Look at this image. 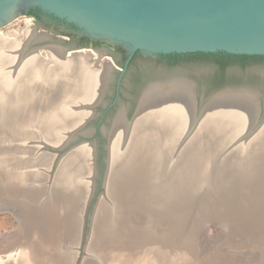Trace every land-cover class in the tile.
I'll return each mask as SVG.
<instances>
[{
  "label": "rangeland",
  "instance_id": "rangeland-1",
  "mask_svg": "<svg viewBox=\"0 0 264 264\" xmlns=\"http://www.w3.org/2000/svg\"><path fill=\"white\" fill-rule=\"evenodd\" d=\"M27 28L33 34L32 42H37L38 35L42 32L51 34L46 33L47 30L38 26L34 17L29 15L17 16L0 28V31L11 39H19V37L22 39L24 30ZM50 36L55 40V35ZM37 53L41 56L46 54L40 46ZM0 56V58L4 56L3 51H0ZM5 65L4 61H0L1 77L3 76L2 68L8 67L9 64ZM210 68L212 66L193 63L179 69L175 75L188 77L193 72ZM250 68L253 72L264 74V63L252 64ZM12 84L9 81L0 85V264H12L14 253L10 250L11 247L8 248L9 241L15 240L25 228V233L30 230L28 234H36L32 236L34 238L32 242L39 246L41 255L45 256V259L51 260L52 257L59 258L61 255L64 257L60 259L66 258L67 261V258L71 257L72 262L68 261L64 264L90 262L91 264L96 262L108 264L107 259L104 260L103 253L115 239L121 240V238L118 239L119 235H123V249L126 251L134 249L140 242H145L146 245H158L165 249V251H156L147 259L141 255L143 262L151 260L154 264H194L191 263L194 259L195 264H264V128L253 132L248 137L244 135L249 128H242L234 137L227 138L222 134L220 127L219 129L215 125H206L202 121L191 128L192 117H190L191 123L186 125L184 132L176 139L180 142L185 133L189 132L190 134L186 137L192 141L190 146L175 155L169 153V150L172 152L173 150L170 144L166 143L163 148L166 147L169 152L165 150L166 154L161 152L162 154L160 153L157 158L154 157L157 148L148 144L150 143L148 139L145 140L141 151L139 150V154H134L133 159H130L132 156L130 155L129 159L127 158L128 160L126 159L123 163L119 161L124 168L114 171L115 174H108L103 194L105 196L102 195L99 199L91 228H88L85 226V222L87 223L85 207L91 193L97 190L98 174H96L95 164L98 148H93L91 144L87 145L89 146L87 150L92 153L90 164L92 173L86 174L91 177L89 181L86 176H84L85 179L82 178L83 174H75L72 167L73 160L67 155L60 159L55 170L57 160H53L54 158L47 153L44 146L48 144L55 146L57 142L64 140L71 133L72 124H65L66 118L62 117L60 120V116L49 109L52 101L41 103L34 101L33 98H9L7 94L9 90H12ZM200 84L207 94L223 85H239L224 82L207 87L202 81ZM259 91L256 92L260 95L263 105L264 86L260 87ZM40 104H44L45 107ZM82 105L79 106V110H84ZM203 130L209 131L211 135L207 132L206 138L197 144L195 140ZM125 135L124 131L121 153H119L123 159L127 155L123 149L127 148L129 151L133 142L129 136ZM168 140L171 142L169 137ZM152 152L153 155H150ZM77 178H80V181ZM120 184L123 185L118 186ZM60 186L64 189L61 187V190ZM98 189L99 192L101 188ZM64 190L68 192V195L61 193ZM78 200L81 202L79 203ZM104 209L105 212L102 213ZM35 213L42 215L39 221L31 219V216L27 218L29 214L35 215ZM44 213L46 215L48 213L47 216L52 213L53 218L57 215L66 221L61 222L60 225L56 224V229L52 226L53 223L47 225L49 220L45 221L47 218ZM98 213L104 215L101 216ZM96 217L99 219L96 220ZM25 219L34 221L35 224L32 225ZM95 220H100L101 224ZM23 221L27 226L23 224ZM95 223L100 225H94ZM95 226L101 235L97 233L99 231L94 232L97 230ZM59 229L61 230L58 231ZM48 230L57 235L52 243V238L48 240L44 235ZM93 236L99 239V245L94 242ZM36 237L38 239H35ZM92 245L93 248L96 246L94 250L91 248ZM234 259H239L241 262L239 260L234 262Z\"/></svg>",
  "mask_w": 264,
  "mask_h": 264
},
{
  "label": "bare ground",
  "instance_id": "bare-ground-1",
  "mask_svg": "<svg viewBox=\"0 0 264 264\" xmlns=\"http://www.w3.org/2000/svg\"><path fill=\"white\" fill-rule=\"evenodd\" d=\"M27 32H29V33H27ZM23 34H24V37L26 39L23 38L24 39L23 40L19 37V39H18L19 41L16 42L15 39H11L7 36H4V34L0 31V51H3V54H4V56L2 58H0V61L1 62L4 61L6 63V65L9 64L8 67L2 68V70H1V73L3 76L2 77L0 76L1 77L0 78V85L2 86L6 83H9V81L13 83L12 84V87H13L12 90H9L8 94H7V96H9V98H12V99H15V97H18V99L19 98H21V99H32L33 98V99H35L34 101H36V102L40 101L41 103L46 102V101H49V102L52 101V105L50 104L51 108H49V109L51 111L55 112L56 115L60 116L59 117L60 120H62V117L64 119L66 118L65 124L71 123L72 127H73L71 129V133L69 134V136L66 137L67 139L66 138L64 140L62 139L60 141V143L57 142L55 145V147L61 146L62 144H64L66 141H68L70 139L74 129L76 127H78L82 122H84L86 120L85 119L86 117H88L87 116L88 115L87 110H85V109L79 110L78 108H80L79 106L81 104H83V105L90 104L97 98L99 91L101 90L102 83L104 82L106 75L108 74L107 67L104 65H99L97 63H94L93 61H91V59L86 54L74 55L71 58L64 60L60 57L61 49L57 46H51L49 52L44 54L45 55V56H43L44 58H39V57H37V55H35L33 53H27L24 55L26 43L32 39L33 34L31 33V30H29V28L27 29V31L25 29ZM256 101H257L256 95L250 91L224 92L220 95H217L216 97H213L208 102H206L205 104L202 105V107L199 110L198 120L196 122V125L199 124L200 121H202L203 124L215 125L218 128L220 127L223 132L221 130L220 131L227 138L228 137L229 138L234 137V135L242 128L245 129L248 127L249 130H252L253 132H255L257 130L264 128V121L259 126H257V128L254 127L256 114H257ZM44 104L43 105L40 104V105L45 107L46 104L45 105ZM194 106H195V104L193 101V92H192L191 85L189 83L182 82V81H173V82H168V83H155V84L150 85L148 87V89L145 91V93L143 94V97H142L140 104H139V107H138V111H137L136 115L134 116V118L131 120V122L129 124H127L125 117H124V114L121 113L117 116V118L115 119V121L113 123V128L109 134L108 174H115L116 170L119 169V171H120V168L121 169L124 168L123 165L120 164L119 161H121L123 163V161H125L127 158L129 159L130 155H132L130 157V159H131L134 156V154L136 155L139 152V150L141 149V147H143L142 143L145 142V140H147V139L150 142L148 144L157 148V150L155 151V154H156L154 156L155 158H157L161 152H163L164 155L166 154L165 150L168 151V149H166V147L163 148L164 146H166V143L167 144L169 143L170 146L172 147L173 152L171 150H169L170 152L168 151L170 154L174 153L175 155H177L179 152L185 151V148H188L190 146V143L192 142V141H190L189 138L187 139V137H186L190 133L189 132L187 134L185 133V136L183 138H181L180 142L176 139L179 135H181V133L184 132V128L190 122V117L193 118V116L195 115V113H194L195 107ZM62 107H65V108H62ZM65 112H67V113H65ZM47 114H48V112H47ZM67 114H70V115H67ZM53 115L54 114H52V116ZM67 116H69V118ZM46 117H48V116H46ZM46 119H48V118H46ZM47 122H49V121H47ZM77 124H79V125L74 127ZM124 131L126 133L125 136L126 137L129 136V138L131 139V142L132 141L133 142H132V145H130L129 151L127 150V148L123 149V151L127 152V155L123 159V156H121L119 153H121L120 149H121V143L123 140L122 134ZM207 132H209V131L203 130L202 132H200L197 140H195L197 144L200 143V141L202 139L206 138V136L208 134ZM253 132H252V134H253ZM210 135H211V133H210ZM168 137L171 140V142L168 140ZM172 142H173V144H172ZM87 145H88V143L81 144V145L75 147L73 150H71L66 155H67V157H71L70 159L73 160V162H72L73 166L72 167H74L75 174H83L82 178L85 179L84 176H86L87 180L89 181L91 177H90V175H86V174L92 173L90 170L92 153L87 150V148L89 147ZM171 147H169V148H171ZM174 151L175 152L178 151V152L175 153ZM140 154H142V153H140ZM150 155H153V152ZM186 155H188V154H186ZM129 162H131V161H129ZM130 166H131V164H130ZM128 168H130V167H128ZM70 172H72V171H70ZM70 178H71V176H70ZM71 180H73V179H71ZM77 180L80 181V178H77ZM111 183H112V181H111ZM121 183H122V181H121ZM61 184H57V185H61ZM65 184H67V183H65ZM67 185H69V184H67ZM121 185H123V184H120L118 186H121ZM61 187L62 186H60V189H61ZM63 187H64V183H63ZM63 187H62V189H64ZM112 188H113V186H112ZM121 188H122L121 190H123V187H121ZM118 189H116V190H118ZM73 192H75V191H73ZM120 192H122V191H120ZM61 193H66L68 195V192L66 190L62 191ZM113 193L114 192L112 190V194ZM33 195H35V194L33 193ZM63 195L64 194H62V196ZM115 195H116V193H115ZM115 195H113V196H115ZM76 196H77V194H76ZM104 196L105 195H103V197ZM72 197H74V196H72ZM115 197H113V198H115ZM121 197H122V195H121ZM22 198H23V196H22ZM63 198H65V197H63ZM70 199H71V197H70ZM75 200H77V199H75ZM80 202H81V200L79 201V203ZM252 202H254V201H252ZM22 204H20V205H22ZM70 204H72V203H70ZM73 205L76 206V204H73ZM77 205H78V203H77ZM100 205L104 206V204H100ZM58 206H59V204H58ZM20 207L21 206H19V208ZM47 207H48V205H47ZM71 207H70V210H71ZM73 209H74V207H73ZM101 209L103 210L102 207H101ZM105 209H104V211L101 210L102 213L105 212ZM43 210L45 211V213L47 212L45 208ZM61 211H62V209H61ZM73 211H75V209ZM97 212H99V211H97ZM15 213H17V212H15ZM45 213H44V215H46ZM48 213H47V215H48ZM47 215L45 216L47 218V219H45V221L49 220V223L47 222V225H50L51 223H53L52 226L54 228H56L57 225H60L61 222L66 221V220L64 221V219L62 220L59 216L57 217V215H55L53 218L52 213L50 215L51 217L47 216ZM99 215L102 216L104 214H99ZM29 216L32 217L31 219H33V220L35 219L36 221H39L40 220L39 218L42 215L40 216L39 213H38V215L36 213H35V215L29 214L27 216V218H30ZM99 217H96V220L99 219ZM229 219L232 220L231 218H228V220ZM233 219H235V218H233ZM25 220H28V219H25ZM41 220H43V219H41ZM24 221H23V224L26 225V223ZM29 222L32 225L35 224L34 221H29ZM96 222L100 223V220H98ZM216 222H219V221H216ZM75 223L73 220V224H75ZM99 223L98 224L95 223L94 225H96V224L100 225L101 223L100 224ZM44 227H45V225H44ZM98 227H100V226H98ZM73 228H75V226ZM95 228H96V226H95ZM217 228H219V227H217ZM61 229H62V227H61ZM61 229H59L58 231H60ZM96 229L97 230L94 232L99 231L98 228H96ZM101 229L102 228H100V230ZM25 230H26V228H25ZM25 230L22 234L16 236L17 238L15 240H10L9 241L10 245L8 243V245H9L8 248L11 247L10 250L14 253V256H15V257L14 256L12 257V264H64V262H68V261L70 262L71 261V257L69 258L70 260L67 258V261H66V258H64L65 261H64V259L61 260L60 258L64 257V256L61 257V255L59 256V258H58V256L52 257L53 259H51V260L50 259L47 260V258L45 259V256L41 255V250L39 249V246L35 245L32 242L34 240V238H32V236L35 234L32 232L33 230H31V232L33 233L32 235H31V233L28 234L29 233L28 231H30V230H28L26 233H25ZM97 233H99L101 235L100 231ZM231 233H233V232L231 231ZM94 234H92V235H94ZM25 235H26V237H25ZM44 235L48 238V240H50L52 238L51 243L54 239L57 238V235L55 233L50 232V230L45 231ZM44 235H41V236L44 237ZM233 235L235 236L236 233ZM94 236H96V235H94ZM75 237H77V236L75 235ZM96 237H94L93 240H95L94 242L98 243L99 239ZM257 237H259V236H257ZM120 238H121V240L115 239L112 242L113 244L112 243L110 245L108 244L109 246L106 248V251L103 253V255L105 256V257L103 256L104 260L106 258L108 261V264H154L151 260H149L148 262H145V261L143 262V256L145 259H147L149 256L153 255L156 251H158V252H160L159 250L165 251V249L161 248V246L153 245V244H148L149 245L148 246L145 244V242H140V244L137 245L136 247H134V249H129V251H126L125 249H123V235H121V236L119 235L118 239H120ZM35 239H38V238L36 237ZM48 240H46L47 244H48ZM248 243L249 242H247V244ZM252 243H254V241ZM98 245H99V243H98ZM243 245H244V243H243ZM91 248H93V245ZM94 248H96V246ZM94 248H93V250H94ZM141 255H143V256H141ZM236 259H234V262ZM238 260H236V261H238ZM242 260H243V257H242ZM85 262L87 263V261H85ZM240 262H237V263H240ZM242 262H245V261H242ZM191 263L195 264L196 260L193 259ZM88 264H91V262ZM96 264H97V262H96ZM165 264H167V263H165ZM243 264H245V263H243Z\"/></svg>",
  "mask_w": 264,
  "mask_h": 264
},
{
  "label": "water",
  "instance_id": "water-1",
  "mask_svg": "<svg viewBox=\"0 0 264 264\" xmlns=\"http://www.w3.org/2000/svg\"><path fill=\"white\" fill-rule=\"evenodd\" d=\"M30 8L69 23L92 38L123 45L129 58L137 51L150 55L193 52L264 55V0H0V28L19 15H27ZM38 36L37 42L41 44L35 45L37 42L30 40L26 43L24 55L33 53L42 58L37 53L39 46L45 53L49 52L51 46H57L61 49L60 57L64 60L78 54L91 57L87 50H67L52 36L43 32ZM15 41H19L18 38ZM191 88L195 104L191 128L195 127L203 104L229 91L254 93L257 100L254 127L257 128L264 121V104H261L260 95L252 89L225 87L211 94L198 106L192 85ZM139 104L133 116L126 119L127 124L136 115ZM91 116L88 112L86 120L74 129L70 139L61 146H44L53 160H57L55 170L60 159L75 147L88 143L94 148L95 141L90 139L94 129H83ZM112 128L113 125L108 130L105 169L100 176L101 190L98 192L97 188L96 194L95 190L91 193L85 207V226L88 228H91L95 209L106 188L109 134ZM102 132H106L105 127H102ZM252 132L249 130L244 137Z\"/></svg>",
  "mask_w": 264,
  "mask_h": 264
},
{
  "label": "flooded vegetation",
  "instance_id": "flooded-vegetation-1",
  "mask_svg": "<svg viewBox=\"0 0 264 264\" xmlns=\"http://www.w3.org/2000/svg\"><path fill=\"white\" fill-rule=\"evenodd\" d=\"M30 9L27 10V15ZM34 19L38 26L47 30L46 33L55 35V41L67 50H87L91 55V61L107 67L108 74L106 81L102 83L98 99L83 107L92 114L83 129H94L90 139L95 141L94 148L99 150L95 164L96 174H98L97 188L100 186V176L105 169L108 130L119 114L123 113L125 120L133 116L143 92L150 85L173 81L189 83L194 88L198 106L211 94L225 87H246L260 92V87L264 86V74L253 72L250 68L252 64L264 63V59H249L242 62L240 59L225 57L221 59L224 64L222 67L213 57L194 56L188 53L168 57L167 54L150 55L137 51L129 58L123 45L92 38L81 33L73 25L51 15L40 11L38 19L35 17ZM40 44L37 42L35 45ZM193 63L212 66V68L193 72L189 74L190 77L175 75L176 71ZM201 81L207 87L224 82L239 85H223L207 94L200 84ZM102 127L106 128L105 133L102 132Z\"/></svg>",
  "mask_w": 264,
  "mask_h": 264
},
{
  "label": "trees",
  "instance_id": "trees-1",
  "mask_svg": "<svg viewBox=\"0 0 264 264\" xmlns=\"http://www.w3.org/2000/svg\"><path fill=\"white\" fill-rule=\"evenodd\" d=\"M40 11L38 9H30L29 16L35 17L38 19ZM173 55H179V54H167L166 56L171 57ZM188 55H194V56H201V57H213L217 60V62L223 67V63L221 61L222 58L230 57L233 59H240L242 62H245L249 59H264V55H234V54H227L224 52H215V53H203V52H193L188 53Z\"/></svg>",
  "mask_w": 264,
  "mask_h": 264
}]
</instances>
